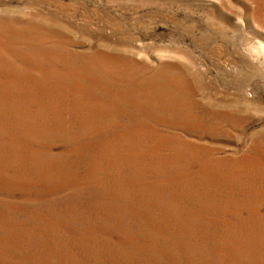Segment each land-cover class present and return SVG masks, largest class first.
<instances>
[{"label":"rangeland","instance_id":"obj_1","mask_svg":"<svg viewBox=\"0 0 264 264\" xmlns=\"http://www.w3.org/2000/svg\"><path fill=\"white\" fill-rule=\"evenodd\" d=\"M0 264H264V0H0Z\"/></svg>","mask_w":264,"mask_h":264}]
</instances>
